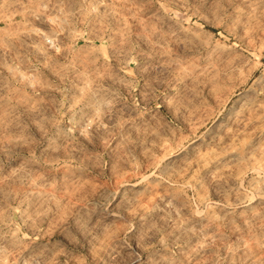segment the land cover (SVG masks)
Returning <instances> with one entry per match:
<instances>
[{
  "label": "rangeland",
  "instance_id": "374dc122",
  "mask_svg": "<svg viewBox=\"0 0 264 264\" xmlns=\"http://www.w3.org/2000/svg\"><path fill=\"white\" fill-rule=\"evenodd\" d=\"M0 264H264V0H0Z\"/></svg>",
  "mask_w": 264,
  "mask_h": 264
}]
</instances>
